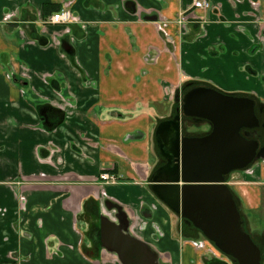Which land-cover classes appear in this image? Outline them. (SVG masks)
<instances>
[{
    "label": "crops",
    "instance_id": "1",
    "mask_svg": "<svg viewBox=\"0 0 264 264\" xmlns=\"http://www.w3.org/2000/svg\"><path fill=\"white\" fill-rule=\"evenodd\" d=\"M250 1L213 0L198 40L199 24L176 23L189 0H0V264H123L86 234L107 200L155 264L219 255L193 244L148 175L157 121L186 78L264 104V0ZM68 2L86 27L43 25L47 5ZM48 103L66 119L46 130ZM113 165L129 181L104 195L97 179ZM254 168L233 174L247 211L264 189V161Z\"/></svg>",
    "mask_w": 264,
    "mask_h": 264
},
{
    "label": "water",
    "instance_id": "2",
    "mask_svg": "<svg viewBox=\"0 0 264 264\" xmlns=\"http://www.w3.org/2000/svg\"><path fill=\"white\" fill-rule=\"evenodd\" d=\"M183 102L187 116L208 120L213 130L205 137L178 140L176 164L169 165L174 170L172 176L162 179L155 174L151 189L172 212L200 230L236 264H261V250L244 229L236 199L227 185L228 175L248 168L257 156L258 143L241 134L243 128L259 126L255 102L206 88L189 92ZM102 227L103 244L112 246L123 261L155 264L147 245L125 234L121 226L105 221ZM115 239L124 243L123 248L114 244Z\"/></svg>",
    "mask_w": 264,
    "mask_h": 264
},
{
    "label": "flooded vegetation",
    "instance_id": "3",
    "mask_svg": "<svg viewBox=\"0 0 264 264\" xmlns=\"http://www.w3.org/2000/svg\"><path fill=\"white\" fill-rule=\"evenodd\" d=\"M205 4L198 3V0H189L187 3V7L180 13L178 20L176 23L180 26L183 32H187L189 25L192 23L199 24L200 26V35L198 36V40H204L207 37V30L206 26L209 22V17L207 16L209 13L212 12L213 9H215L213 5V0H204ZM251 4L256 5L258 8L259 3L258 1H250ZM54 6L61 7V9H58L51 12L50 15L45 19L44 26H70V25H80L82 27H86V23L73 11V8L71 6V3H50ZM200 4V5H198ZM217 10V9H215ZM204 13L207 14L206 16H200L198 13ZM57 13H65L66 14V21L61 23H54L52 21V17ZM22 77V76H21ZM25 84H28V79L25 77H22ZM18 80V79H16ZM23 82V83H24ZM198 88H206V89H213L220 93L230 95L237 98H249L252 99L255 102V115L259 121V126L247 129L243 128L241 130V134L245 137H247L248 140H254L258 143V149H257V156L255 157L254 161L250 164V166L242 171H235L232 174L227 176V185L231 188L234 197L236 199L238 208L240 210L242 220H243V227L244 229L251 235L254 242L259 246L261 253H262V259H264V233L262 234V238H258L256 234H253L249 229V223H248V216L246 215V208L244 200L240 197V195L237 193L236 190H234L233 185H235L237 182H240L238 177H233V174L236 173H248L247 175H253L255 172V165L261 163L264 161V104L255 98V96L250 94H238V93H231L223 91L214 85L207 83L205 81L195 80L191 78H186L182 85L180 86V89L176 92L175 95V102L172 104L171 108L168 110L166 115L161 117L156 124V128L154 131V139H155V150L156 153L153 155V162H152V169L148 175V180L150 181V185L152 186L153 183L151 182L152 177L156 174L159 175L160 178L166 179L170 176H172L174 170L169 165H175L176 159L174 158V154L176 152L175 145L176 142L180 139L184 138H200L205 137L209 135L212 130V124L205 119H201L196 116H187L184 112V98L185 96L193 91L194 89ZM40 119L42 120L44 124V128L52 129L54 126L61 124L66 119V113L60 108H57L53 106L52 104L48 103L41 107L40 111ZM48 119L46 123V119L44 118V115ZM175 150V151H174ZM260 155V157L258 156ZM168 166V167H167ZM164 170V171H163ZM117 167L113 165L110 169H104L103 173H109L111 176H114L116 178L115 182L108 183L101 180V177H98L97 184L104 189L103 194L105 193V188L107 186H116L119 184H123L124 182L129 181V178L125 174H118L116 173ZM241 178L244 179L243 176ZM242 180V179H241ZM242 184H246L245 181L241 182ZM255 184V183H253ZM160 200V199H159ZM22 201H25V198L22 197ZM107 204L103 203L101 207H99L98 217L99 221L98 224H89L88 225V231L86 234L90 236L92 239L91 241H96L100 246L104 247L105 249L113 250L112 246L108 247L103 244L102 242V229H103V223L105 221H108L110 223L117 224L118 226L122 227V230L125 234H128L131 221L128 218V216L122 212L124 209L120 207L118 204L111 200H107ZM163 202L162 200H160ZM164 203V202H163ZM165 204V203H164ZM166 205V204H165ZM183 225H184V231L191 237H193V244L196 247H202L204 249L205 246H213L215 250L218 251L219 255L217 256H207L205 264H236L234 260H232L230 257L224 255L222 252H220L213 243H211L209 240H207L202 232L192 225H188L185 223V220L183 219ZM260 235V234H259ZM200 237H203L202 239ZM119 241V240H118ZM117 243V244H116ZM114 244L120 245L121 248H123L124 243L120 242V244L114 240ZM205 245V246H204ZM136 261H141L140 259L136 258ZM142 262V261H141ZM263 262V260H261ZM22 263V262H20ZM123 264H135L134 262H127L123 261ZM155 263V261H154ZM264 264V262H263Z\"/></svg>",
    "mask_w": 264,
    "mask_h": 264
},
{
    "label": "rangeland",
    "instance_id": "4",
    "mask_svg": "<svg viewBox=\"0 0 264 264\" xmlns=\"http://www.w3.org/2000/svg\"><path fill=\"white\" fill-rule=\"evenodd\" d=\"M248 197L250 198V194ZM250 203L253 204L252 201H250ZM246 215L249 219L248 223L250 231L253 234L258 235V238H262V234L264 233V189L262 190V201H260L258 207L248 211L246 209ZM200 238L202 239L203 237Z\"/></svg>",
    "mask_w": 264,
    "mask_h": 264
},
{
    "label": "built area",
    "instance_id": "5",
    "mask_svg": "<svg viewBox=\"0 0 264 264\" xmlns=\"http://www.w3.org/2000/svg\"><path fill=\"white\" fill-rule=\"evenodd\" d=\"M198 3H201V4H205V1L204 0H198ZM200 5V4H198ZM67 17H66V14L65 13H57L55 14L53 17H52V21L54 23H61V22H64L66 21ZM101 177V180L104 181V182H112L114 183L116 178L114 176H111L109 173H102L100 175Z\"/></svg>",
    "mask_w": 264,
    "mask_h": 264
},
{
    "label": "trees",
    "instance_id": "6",
    "mask_svg": "<svg viewBox=\"0 0 264 264\" xmlns=\"http://www.w3.org/2000/svg\"><path fill=\"white\" fill-rule=\"evenodd\" d=\"M47 6L50 7L51 12L60 9L59 7L54 6V5H52V4H49V5H47ZM258 247H259V246H258ZM263 255H264V254H263ZM262 260H263V262H264V259H262ZM263 262H261V264H263ZM221 264H223V263H221Z\"/></svg>",
    "mask_w": 264,
    "mask_h": 264
}]
</instances>
